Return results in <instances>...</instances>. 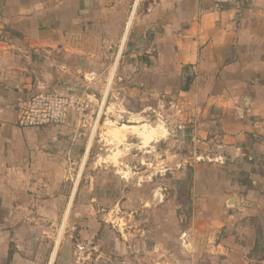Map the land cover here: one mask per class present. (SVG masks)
Segmentation results:
<instances>
[{
  "label": "crops",
  "instance_id": "0c3cea01",
  "mask_svg": "<svg viewBox=\"0 0 264 264\" xmlns=\"http://www.w3.org/2000/svg\"><path fill=\"white\" fill-rule=\"evenodd\" d=\"M69 89L88 97L84 124L72 114L62 127L18 126L19 102ZM162 96L187 129L196 200L186 235L205 257L169 262L264 264V0H0V264L18 223L59 219L52 208L79 158L80 172L87 131ZM17 248L10 264H31Z\"/></svg>",
  "mask_w": 264,
  "mask_h": 264
},
{
  "label": "rangeland",
  "instance_id": "374dc122",
  "mask_svg": "<svg viewBox=\"0 0 264 264\" xmlns=\"http://www.w3.org/2000/svg\"><path fill=\"white\" fill-rule=\"evenodd\" d=\"M111 103H116L114 97ZM135 107V101L129 100L128 108ZM148 107L151 109L144 114L123 108L112 110L94 130L87 131L83 148L94 134L93 147L54 264L202 263L205 259L200 254L201 242L188 240L186 235L196 200L192 193L195 160L186 156L189 148L182 143L187 129L181 114L176 115L178 108L172 107L166 97L149 101ZM117 111L128 115L117 117ZM132 116L137 120L132 121ZM124 125L126 128H122ZM133 126H148L146 133L155 129L158 135L147 146L140 134L142 129L129 128ZM80 159L76 160V170L65 176L59 201L64 205L52 208L59 219L18 223L21 238L10 244L11 253L18 246L20 257L31 264H50L78 179ZM24 226L26 231L22 230ZM259 228L257 246L264 250ZM255 257L262 254L258 252Z\"/></svg>",
  "mask_w": 264,
  "mask_h": 264
},
{
  "label": "built area",
  "instance_id": "2783aa9c",
  "mask_svg": "<svg viewBox=\"0 0 264 264\" xmlns=\"http://www.w3.org/2000/svg\"><path fill=\"white\" fill-rule=\"evenodd\" d=\"M216 8L235 6L241 8L256 0H208ZM150 56L153 52H148ZM88 97L85 93H77L73 89L55 91L34 95L17 104V123L22 129H42L48 127H62L69 117L75 114L81 117L82 123L90 115ZM95 127L93 128V130Z\"/></svg>",
  "mask_w": 264,
  "mask_h": 264
},
{
  "label": "bare ground",
  "instance_id": "6f19581e",
  "mask_svg": "<svg viewBox=\"0 0 264 264\" xmlns=\"http://www.w3.org/2000/svg\"><path fill=\"white\" fill-rule=\"evenodd\" d=\"M134 15V14H133ZM131 22L132 21H130V24H131ZM117 66H118V63L114 66V69H113V73H112V77H111V80H109V81H113V78H114V76H115V72H117L116 70H117ZM109 83V82H108ZM111 84V83H110ZM107 90H109V89H107ZM108 94H109V92H107ZM104 110V109H103ZM98 123V122H97ZM148 127V126H147ZM147 127L146 126H143L142 128L140 127V128H138V127H135V126H133V127H129L130 129H133V130H141L142 129V131L140 132V134L143 136V138L145 139L144 140V143L148 146L150 143H151V140L154 138V137H156L158 134V132H157V130H155V129H152L151 131H148L147 133H146V129H147ZM122 128H126V125H124ZM93 140H94V134H93V136L91 137V139H90V141H89V144H88V146H87V150H86V154H85V157H84V159H83V162H82V166H81V169H80V172H79V175H78V179H77V182H76V185H75V189H74V196H75V194H76V191H77V187H78V184H79V182H80V179H81V177H82V174H83V171H84V168H85V165H86V162H87V160H88V157H89V153H90V151H91V148H92V144H93ZM127 178V177H126ZM73 198V197H72ZM72 204H73V199H72V201H70V204H69V206H67L68 207V209H67V212H66V217H65V224H64V226H63V229H61L62 231L60 232V236H59V238H58V240H57V244L55 245V249H54V252H53V255H52V259H51V262H50V264H54V261H55V258H56V255H57V252H58V248H59V246H60V242H61V237H62V235H63V231H64V227H65V225H66V222H67V219H68V217H69V214H70V210H71V208H72Z\"/></svg>",
  "mask_w": 264,
  "mask_h": 264
},
{
  "label": "trees",
  "instance_id": "16d2710c",
  "mask_svg": "<svg viewBox=\"0 0 264 264\" xmlns=\"http://www.w3.org/2000/svg\"><path fill=\"white\" fill-rule=\"evenodd\" d=\"M189 85H190V81H188L187 85L185 87H183V90L187 91L189 89ZM12 257H13V253L10 252L9 253V259H8L6 264H10Z\"/></svg>",
  "mask_w": 264,
  "mask_h": 264
}]
</instances>
